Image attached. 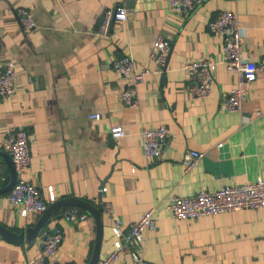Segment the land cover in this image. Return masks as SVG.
<instances>
[{"label":"crops","instance_id":"0c3cea01","mask_svg":"<svg viewBox=\"0 0 264 264\" xmlns=\"http://www.w3.org/2000/svg\"><path fill=\"white\" fill-rule=\"evenodd\" d=\"M119 6L127 7V19L112 21L109 34L99 35L105 11ZM21 9L30 11L33 27L23 25ZM219 9L237 13L241 55L262 64L264 0H204L182 12L169 0H0V61L19 64L14 94L0 97V188L11 173L3 141L22 127L31 148L24 177L48 206L77 197L102 209L98 260L114 247V219L127 228L152 209L155 225L144 232L141 251L151 264H264V207L180 218L168 206L174 195L264 178V65L241 108L222 110L240 73L227 67L224 36L208 25ZM159 35L171 41L162 71L150 58ZM125 53L137 71H151L138 86L136 106L121 100L126 79L112 67ZM202 58L217 63L205 99L192 97L184 68ZM97 112L100 118L90 116ZM114 124L126 135L113 136ZM160 125L169 129L168 143L149 161L141 130ZM190 149L203 155L187 168L183 157ZM10 189L0 192V223L11 231L0 233V264H27L44 247L40 236L27 238L43 212L21 214L7 198ZM71 207L59 206L45 223L48 233L63 232L46 264H89L93 257L95 218L87 211L86 219L69 220ZM113 264L138 263L124 251Z\"/></svg>","mask_w":264,"mask_h":264},{"label":"built area","instance_id":"2783aa9c","mask_svg":"<svg viewBox=\"0 0 264 264\" xmlns=\"http://www.w3.org/2000/svg\"><path fill=\"white\" fill-rule=\"evenodd\" d=\"M204 0H169L170 8L176 12L191 11L200 6ZM23 25L31 28L35 21L30 11L21 9ZM128 17V9L125 6L109 8L105 11L98 34H109L113 20L122 22ZM209 28L224 36L223 61L229 69L237 70L240 78L226 94L220 108L225 111H234L241 108L243 101L248 96L250 87L258 79V72L264 65L254 60H249L241 55L242 30L238 15L229 9H219L216 15L210 19ZM171 41L161 35L157 36L150 48V58L156 63L155 69L162 71L166 66ZM17 60L0 61V97L13 95L17 79ZM217 63L211 58L191 60L184 65L189 78V90L193 98L205 99L211 91L214 80V72ZM113 69L126 79V85L120 91L123 103L136 106L139 103L138 86L145 80L151 71L144 67L140 71L135 69V59L131 53H125L115 57L112 61ZM100 118L99 112L90 115ZM115 137L126 135V128L122 124H114L110 128ZM169 129L166 125L158 127H143L141 130L144 155L147 160L158 158L162 155L168 143ZM4 147L11 154L17 171V180L10 189L7 198L18 206L21 214L42 213L48 207L39 187L31 180L24 177L25 171L31 163V148L29 133L25 128H19L3 141ZM203 155L194 149L188 150L183 157L187 168L194 166ZM51 198H54L51 188ZM174 215L180 218L197 217L201 214H216L223 211L241 209L245 207H264V178L247 182L242 185L223 184L210 191L200 189L189 195H174L168 204ZM89 213L78 206L69 208L65 217L72 221L84 220ZM155 225L152 209L145 211L139 219L129 224L127 228L121 219L113 221L115 233L114 247L105 257L99 259L96 264H113L124 251H130L138 264H151L146 261L141 253L143 249L144 232ZM63 232L48 233L44 239V247L40 255L30 257L27 264H46L48 257L53 255L60 246Z\"/></svg>","mask_w":264,"mask_h":264},{"label":"water","instance_id":"95a60500","mask_svg":"<svg viewBox=\"0 0 264 264\" xmlns=\"http://www.w3.org/2000/svg\"><path fill=\"white\" fill-rule=\"evenodd\" d=\"M2 154L6 157V159L11 165V173L4 180L3 187L0 188V192L7 191L8 189L12 188V186L17 180V171H16L15 164L13 162L11 154L5 151H3ZM63 204H70L72 206L81 207L94 216L95 221L97 223V237H96L95 252L89 264H96L99 258L100 244H101L102 234H103L102 209L99 206L85 199H81L77 197H66V198H63V199H60L58 201L51 203L46 208V210L43 212L41 219L34 225V227L30 228L27 231V238L31 239L32 236L38 235L41 237V239H45L49 232V230H47L45 227V223L47 222L49 217L52 215L54 210ZM9 230H10L9 228H7L6 226L0 223V233L6 234V232H11ZM50 232H56V230L50 229ZM24 234H25V231L20 232V236Z\"/></svg>","mask_w":264,"mask_h":264},{"label":"trees","instance_id":"16d2710c","mask_svg":"<svg viewBox=\"0 0 264 264\" xmlns=\"http://www.w3.org/2000/svg\"><path fill=\"white\" fill-rule=\"evenodd\" d=\"M82 209V208H81ZM82 210H85V209H82ZM86 211V210H85Z\"/></svg>","mask_w":264,"mask_h":264}]
</instances>
